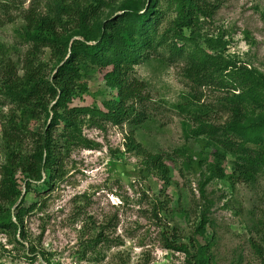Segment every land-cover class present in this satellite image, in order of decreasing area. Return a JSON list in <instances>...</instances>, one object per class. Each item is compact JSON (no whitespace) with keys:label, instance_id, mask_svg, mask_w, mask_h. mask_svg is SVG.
<instances>
[{"label":"rangeland","instance_id":"374dc122","mask_svg":"<svg viewBox=\"0 0 264 264\" xmlns=\"http://www.w3.org/2000/svg\"><path fill=\"white\" fill-rule=\"evenodd\" d=\"M212 1L220 6L215 17L193 33L184 30L192 40L187 50L264 74V0ZM150 4L121 0L104 18L120 16L128 7L145 13ZM167 6L168 0H162L159 8L166 12ZM55 8L53 0H0V47L14 61L23 59L29 49L23 40L25 13ZM176 17L168 10L160 24L159 36L170 44L177 42L171 24ZM42 59L50 72V53ZM186 62L165 45L136 65L134 76L147 85L148 95L145 105L136 107L146 113L141 125L116 126L88 113L75 128L60 125L54 131L63 171L55 174L57 166L46 171L52 186L44 191L22 182L25 238L0 229V264H189L185 253L167 249V241L179 239L210 244L211 264H264V175L238 180L235 158L207 135H195L204 125L229 121L226 98L233 92L196 86L185 77ZM106 72L92 65L82 68L70 109L106 111L116 95L104 81ZM10 109L0 96V170L6 162L3 128ZM251 109L252 120L264 116ZM24 127L34 133L47 130L43 119ZM131 131L144 150L168 166L169 186L141 155L128 150ZM32 144L28 139L25 151ZM218 168L225 178L208 181ZM202 224L203 234L198 233Z\"/></svg>","mask_w":264,"mask_h":264},{"label":"trees","instance_id":"16d2710c","mask_svg":"<svg viewBox=\"0 0 264 264\" xmlns=\"http://www.w3.org/2000/svg\"><path fill=\"white\" fill-rule=\"evenodd\" d=\"M53 1L56 3L54 12L29 9L25 13L23 40L29 49L23 59L14 61L5 48L0 47V96L11 106L3 128L7 153L0 170V229L25 238L23 216L28 209L19 204L22 182L28 188L38 184L36 191L40 192L52 186L44 178L47 170L57 166L55 174L62 173L63 162L55 154L58 144L53 135L60 125L66 130L75 128L79 117L88 113L116 126L141 125L145 121L146 113L137 112L136 107L147 102V85L134 76V69L142 59L165 45L170 52L187 60L185 77L193 84L218 86L233 92L231 98H226L231 114L229 121L220 127L204 125L205 128H200L195 135H207L235 158L234 175L238 180L250 182L264 175V116L250 118L252 107L264 112V74L238 67L223 57L207 52L198 54L186 48V43L192 40L186 38L184 30L193 33L203 21H211L220 8L218 3L168 0L166 12L174 10L177 14L171 23L173 39L177 42L170 44L159 36L166 13L159 8L162 0H151L145 13L128 7L114 18H104L106 10L121 0ZM181 42L184 46H179ZM47 51L52 64L50 72L42 59ZM86 65L107 70L104 81L116 92L105 112L70 109L77 95L82 68ZM42 119L47 129L44 133H34L24 127L27 121ZM28 139L33 143L29 152L24 148ZM126 146L141 155L146 167L155 171L164 184L170 185L168 166L161 157L144 150L132 131L127 136ZM212 178H225V173L218 168L212 171L208 181ZM198 231L203 234L205 226L202 224ZM194 242L167 241V249L185 253L189 264H211L210 244Z\"/></svg>","mask_w":264,"mask_h":264}]
</instances>
